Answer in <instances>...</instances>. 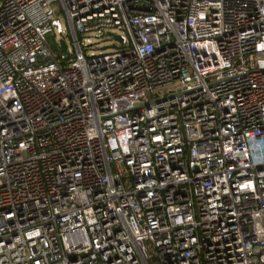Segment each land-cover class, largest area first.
<instances>
[{"label": "built area", "instance_id": "1", "mask_svg": "<svg viewBox=\"0 0 264 264\" xmlns=\"http://www.w3.org/2000/svg\"><path fill=\"white\" fill-rule=\"evenodd\" d=\"M0 264H264V0H0Z\"/></svg>", "mask_w": 264, "mask_h": 264}, {"label": "rangeland", "instance_id": "2", "mask_svg": "<svg viewBox=\"0 0 264 264\" xmlns=\"http://www.w3.org/2000/svg\"><path fill=\"white\" fill-rule=\"evenodd\" d=\"M60 21L64 25V33L59 34L55 29V33H50L46 37V43L54 55H60L59 45L62 40L66 41L68 45V53L74 52V45L71 33L66 24V19L63 14H61ZM91 43H87L86 39H83V47L85 48L86 54L90 55L91 53L98 54L101 51H111L113 45H116L118 41L115 40L114 36L108 34V32H99L95 31L90 35ZM119 43V42H118ZM108 47V48H106ZM106 48V49H105Z\"/></svg>", "mask_w": 264, "mask_h": 264}, {"label": "water", "instance_id": "3", "mask_svg": "<svg viewBox=\"0 0 264 264\" xmlns=\"http://www.w3.org/2000/svg\"><path fill=\"white\" fill-rule=\"evenodd\" d=\"M110 35H113V34H110ZM115 38L116 39H121L119 36H115ZM61 45H62V52L66 54L67 53V45H66V43L64 41H62ZM112 47L113 48H117L118 46L117 45H113ZM68 59H69V57H66V60H68Z\"/></svg>", "mask_w": 264, "mask_h": 264}]
</instances>
